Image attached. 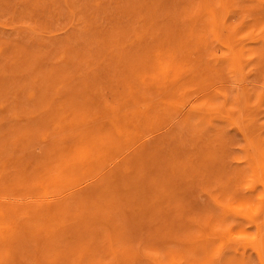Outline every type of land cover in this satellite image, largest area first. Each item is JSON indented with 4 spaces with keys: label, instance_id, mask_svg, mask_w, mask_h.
I'll use <instances>...</instances> for the list:
<instances>
[{
    "label": "rangeland",
    "instance_id": "obj_1",
    "mask_svg": "<svg viewBox=\"0 0 264 264\" xmlns=\"http://www.w3.org/2000/svg\"><path fill=\"white\" fill-rule=\"evenodd\" d=\"M0 264H264V0H0Z\"/></svg>",
    "mask_w": 264,
    "mask_h": 264
},
{
    "label": "bare ground",
    "instance_id": "obj_2",
    "mask_svg": "<svg viewBox=\"0 0 264 264\" xmlns=\"http://www.w3.org/2000/svg\"><path fill=\"white\" fill-rule=\"evenodd\" d=\"M240 96V95H239Z\"/></svg>",
    "mask_w": 264,
    "mask_h": 264
}]
</instances>
